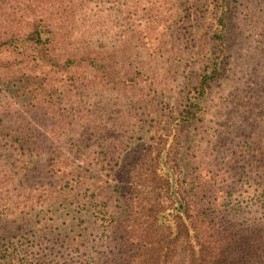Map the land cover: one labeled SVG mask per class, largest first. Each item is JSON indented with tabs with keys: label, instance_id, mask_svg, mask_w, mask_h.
<instances>
[{
	"label": "trees",
	"instance_id": "obj_1",
	"mask_svg": "<svg viewBox=\"0 0 264 264\" xmlns=\"http://www.w3.org/2000/svg\"><path fill=\"white\" fill-rule=\"evenodd\" d=\"M0 138V264H264V0H0Z\"/></svg>",
	"mask_w": 264,
	"mask_h": 264
},
{
	"label": "rangeland",
	"instance_id": "obj_2",
	"mask_svg": "<svg viewBox=\"0 0 264 264\" xmlns=\"http://www.w3.org/2000/svg\"><path fill=\"white\" fill-rule=\"evenodd\" d=\"M248 42V39L240 33L239 29L234 24H229L225 34L226 53L223 65L224 75L219 83L221 87H228L230 86L229 84L234 82L240 56L243 49L248 45ZM176 69L177 82H186L196 73L195 67L186 66L184 64L180 67L178 66ZM170 99H173V97L170 96ZM151 134L152 132L148 135ZM0 162L3 163L5 168L13 175V184L9 188L10 195L20 196L27 192L49 193V191L55 187V179L46 172L44 160L40 155L20 153L14 150L10 143L2 138H0ZM194 173L199 174L198 170ZM219 185L220 183H218V185H213V190L208 192L205 199H220V190L216 192ZM214 192H216V198H212ZM228 201L229 199L220 200V202L223 203L221 209L224 210V212L228 211ZM182 260L183 255L181 253L180 258L176 259L172 264H181Z\"/></svg>",
	"mask_w": 264,
	"mask_h": 264
}]
</instances>
